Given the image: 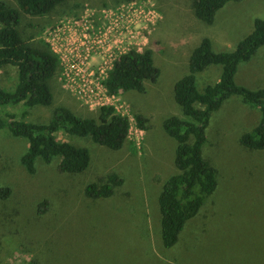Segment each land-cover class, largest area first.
I'll list each match as a JSON object with an SVG mask.
<instances>
[{"label":"rangeland","instance_id":"rangeland-1","mask_svg":"<svg viewBox=\"0 0 264 264\" xmlns=\"http://www.w3.org/2000/svg\"><path fill=\"white\" fill-rule=\"evenodd\" d=\"M2 1L20 12L17 29L33 46L50 49L61 37L80 44L87 27L88 38L103 37L99 48L87 43L80 54L88 71L72 58L80 47L68 44L67 52L78 50L68 57L69 77H63L60 63L49 81L50 106L7 105L2 112L48 124L58 107L98 118L107 103L132 126L120 150L90 136L59 133L60 140L89 151L90 165L81 174L59 172L58 158L51 164L38 159L30 174L22 163L27 140L0 130V185L12 190L10 198L0 200V264H264V150L240 144L242 134L258 124L260 111L240 98H230L211 119L203 155L218 171V186L171 249L162 243L159 207L164 184L179 172L177 142L164 129L172 116L186 119L174 98L176 82L189 73L190 55L202 38L209 37L216 52L233 51L253 30L254 19L264 18V0L230 2L213 25L194 15L193 0H67L44 16L23 13L17 0ZM130 49L152 52L159 79L147 81L143 93L97 96L96 83L113 59ZM221 73L220 65L199 73L198 88L217 83ZM235 79L250 89L264 88V46L240 65ZM17 83L16 67L0 71V88L12 92ZM137 114L148 120L147 130L138 127ZM111 174L124 180L111 197H86L89 184ZM43 202L48 208L39 215Z\"/></svg>","mask_w":264,"mask_h":264},{"label":"trees","instance_id":"trees-1","mask_svg":"<svg viewBox=\"0 0 264 264\" xmlns=\"http://www.w3.org/2000/svg\"><path fill=\"white\" fill-rule=\"evenodd\" d=\"M67 0H17L20 10L30 16H44ZM243 0H193L194 15L213 25L218 12L230 2ZM20 12L0 0V71L7 66L18 70L14 91L0 88V130L8 129L15 137L28 142L22 163L30 174L36 172V161L51 164L59 159L58 170L64 174H81L91 161L86 148L60 140L59 133L69 136L92 137L93 141L111 150L123 148L129 137L131 122L114 107L103 106L98 118H82L66 107L54 110L48 124L28 123L15 113H4L1 107L22 104L27 108L50 106L53 93L49 81L57 75L59 58L47 47H36L23 38L17 29ZM264 46V18H257L253 31L239 41L233 51L216 52L209 37L202 38L189 58V73L174 86V98L186 119L172 116L165 120L166 133L177 142L175 165L179 172L164 184L159 198L161 238L163 246L177 245L186 224L195 218L207 198L218 186V171L204 158L208 142L207 129L213 115L226 101L236 96L260 111L258 124L242 134L240 144L250 150H264V88L250 89L236 82L242 63L252 60ZM222 66L220 80L198 88L197 75L210 66ZM161 71L151 51L131 49L121 54L108 72L105 87L112 94L136 91L143 93L147 81L156 82ZM138 127L147 130L148 120L135 117ZM124 180L116 174L102 178L85 188L86 197L94 200L111 197ZM12 195L8 186L0 185V200ZM48 202L39 206L38 213L47 211Z\"/></svg>","mask_w":264,"mask_h":264},{"label":"built area","instance_id":"built-area-1","mask_svg":"<svg viewBox=\"0 0 264 264\" xmlns=\"http://www.w3.org/2000/svg\"><path fill=\"white\" fill-rule=\"evenodd\" d=\"M89 27H87V28H84V30H83V33H82V40H81V43L80 44H76V42L75 41H70V40H67V39H65V38H63V37H61L60 38V43L59 44H54V43H50V45H51V51H52V53L53 54H55L58 58H59V64L61 63L62 65H63V77H69V75H70V69H69V66H68V57H69V55H72L74 52H75V50H78V48H74L73 50H71L70 52H67V46H68V44H71V43H75L76 45H78L80 48H79V54H75L72 58H74L75 56L79 59L78 60V62H79V64L83 67V65H84V67L86 68V70L88 71V67H87V65H86V59L87 58H85V59H81L80 60V58L82 57L80 54L83 52V51H85V49H88V46L87 47H85V45L87 44V43H89V44H91L93 47H95V48H99L100 46H101V44H102V41H103V37L102 36H100V40H96V38H93V37H91V38H88V35H87V33L89 32ZM131 50V49H130ZM137 50V49H136ZM139 51V50H138ZM126 52H128V51H126ZM126 52H124V53H126ZM142 52V51H141ZM124 53H121V54H124ZM121 54H119V55H117L114 59H113V62H112V65H111V67H110V69L107 71V73H106V75H105V77L104 78H102L101 79V81L99 80V82H97L96 83V85H95V87H96V89H97V91H98V93L96 94L97 96H98V94H99V92L100 91H104L105 93H107V95H108V97H106V98H110V99H113L114 97H116L118 94H112V93H110L108 90H107V88L105 87V80H106V78H107V76H108V72L113 68V65H114V62L116 61V59L121 55ZM85 61V62H84ZM83 73L84 74H86L87 72H85L84 70H83ZM88 79L87 80H91L90 78L92 77L91 75H88ZM95 81H96V79H95ZM83 84L81 83L80 84V87L82 86ZM86 85V84H85ZM85 85H83L84 87H85ZM64 86H66V85H64ZM67 87V86H66ZM81 90H84V88H82V89H80V91ZM103 106H111V107H114L115 109H116V111H117V107L116 106H114L113 104L112 105H110V104H107V103H105V104H103L101 107H100V109L103 107ZM118 112V111H117ZM118 113H120V112H118ZM120 114H122V113H120ZM124 115V114H123ZM127 116V115H126ZM130 119V118H129ZM130 121H131V119H130ZM131 126H132V124H131ZM130 131H131V128H130Z\"/></svg>","mask_w":264,"mask_h":264},{"label":"crops","instance_id":"crops-1","mask_svg":"<svg viewBox=\"0 0 264 264\" xmlns=\"http://www.w3.org/2000/svg\"><path fill=\"white\" fill-rule=\"evenodd\" d=\"M256 19H257V18L254 19V22H255ZM253 28H254V27H253ZM252 31H253V30H252ZM252 31H251V32H252Z\"/></svg>","mask_w":264,"mask_h":264},{"label":"bare ground","instance_id":"bare-ground-1","mask_svg":"<svg viewBox=\"0 0 264 264\" xmlns=\"http://www.w3.org/2000/svg\"><path fill=\"white\" fill-rule=\"evenodd\" d=\"M51 49V48H50Z\"/></svg>","mask_w":264,"mask_h":264}]
</instances>
